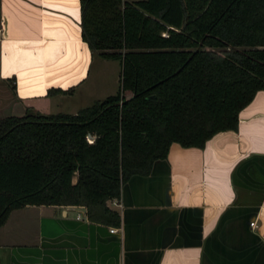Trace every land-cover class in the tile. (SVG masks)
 <instances>
[{
    "label": "trees",
    "instance_id": "1",
    "mask_svg": "<svg viewBox=\"0 0 264 264\" xmlns=\"http://www.w3.org/2000/svg\"><path fill=\"white\" fill-rule=\"evenodd\" d=\"M80 8L92 51L120 59L119 86L73 111L28 105L0 116V225L31 202L84 203L88 217L120 223L108 199L132 174L148 173L173 140L202 146L237 128L239 110L264 87V0H80Z\"/></svg>",
    "mask_w": 264,
    "mask_h": 264
},
{
    "label": "crops",
    "instance_id": "2",
    "mask_svg": "<svg viewBox=\"0 0 264 264\" xmlns=\"http://www.w3.org/2000/svg\"><path fill=\"white\" fill-rule=\"evenodd\" d=\"M80 9V0H0V116L86 77L93 51ZM238 123L202 146L173 140L148 173L132 174L108 199L120 223L88 217L84 203L12 208L0 264H264V87Z\"/></svg>",
    "mask_w": 264,
    "mask_h": 264
},
{
    "label": "rangeland",
    "instance_id": "3",
    "mask_svg": "<svg viewBox=\"0 0 264 264\" xmlns=\"http://www.w3.org/2000/svg\"><path fill=\"white\" fill-rule=\"evenodd\" d=\"M120 72L119 58L101 55L98 49H94L86 77L76 82L70 91L65 93L53 91L54 93L39 97L35 104L45 111L76 110L96 98L116 91L120 83ZM129 93L126 91V94ZM10 230L9 234L21 236L20 229L13 227Z\"/></svg>",
    "mask_w": 264,
    "mask_h": 264
},
{
    "label": "water",
    "instance_id": "4",
    "mask_svg": "<svg viewBox=\"0 0 264 264\" xmlns=\"http://www.w3.org/2000/svg\"><path fill=\"white\" fill-rule=\"evenodd\" d=\"M259 89H261V88H258L257 90H256V92L254 93V95H253V97L243 106V107H245V106H247L249 103H250V101L255 97V95H256V93L258 92V90ZM242 107V108H243ZM241 108V109H242ZM241 109L239 110V115H240V111H241ZM236 129H240V123H238V127L237 128H226V129H221V130H236ZM220 130V131H221ZM219 131V130H218ZM217 132V131H216ZM90 135H91V133H89ZM215 134V132L211 135V136H209L208 138H206V140H205V143H204V145L205 144H207L208 143V141L211 139V137L213 136ZM176 141H178V140H176ZM76 178V172H74V175H73V179H75Z\"/></svg>",
    "mask_w": 264,
    "mask_h": 264
},
{
    "label": "built area",
    "instance_id": "5",
    "mask_svg": "<svg viewBox=\"0 0 264 264\" xmlns=\"http://www.w3.org/2000/svg\"><path fill=\"white\" fill-rule=\"evenodd\" d=\"M162 33H163V34H167L166 31H162ZM88 138H89L90 140H92L93 136L90 135V134H88ZM116 197H117V196H113L114 201L116 200ZM77 215H80V213H78ZM254 222H255V219H252V220H251V223H254ZM116 228H117V226H114V225H111V226H110V229H111V230L116 229Z\"/></svg>",
    "mask_w": 264,
    "mask_h": 264
}]
</instances>
